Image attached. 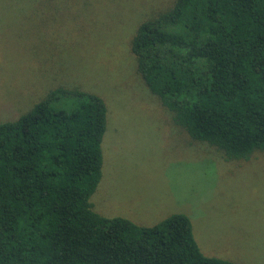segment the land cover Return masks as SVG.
Listing matches in <instances>:
<instances>
[{
	"label": "trees",
	"instance_id": "obj_1",
	"mask_svg": "<svg viewBox=\"0 0 264 264\" xmlns=\"http://www.w3.org/2000/svg\"><path fill=\"white\" fill-rule=\"evenodd\" d=\"M130 50L192 138L229 159L264 150V0H175ZM106 111L59 86L0 122V264H244L203 254L184 213L141 225L93 210Z\"/></svg>",
	"mask_w": 264,
	"mask_h": 264
},
{
	"label": "rangeland",
	"instance_id": "obj_2",
	"mask_svg": "<svg viewBox=\"0 0 264 264\" xmlns=\"http://www.w3.org/2000/svg\"><path fill=\"white\" fill-rule=\"evenodd\" d=\"M174 1L0 0V122L59 86L96 93L107 111L93 210L141 225L184 213L203 254L264 264V150L229 159L192 138L130 50Z\"/></svg>",
	"mask_w": 264,
	"mask_h": 264
}]
</instances>
